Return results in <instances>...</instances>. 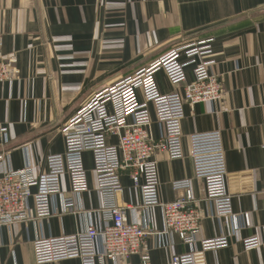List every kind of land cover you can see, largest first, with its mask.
<instances>
[{"label": "crops", "instance_id": "0c3cea01", "mask_svg": "<svg viewBox=\"0 0 264 264\" xmlns=\"http://www.w3.org/2000/svg\"><path fill=\"white\" fill-rule=\"evenodd\" d=\"M213 38L215 71L223 87L215 104L185 103L184 151L187 134L220 130L230 172V190L236 212L251 214L250 227L231 239L228 247L200 254V243L225 232L203 199L205 184L193 178V194L202 216L194 244L174 234L163 236L160 210L147 215L141 190L128 171L121 174L123 192L116 201L126 206L130 221L147 225L144 250L152 264H169L173 255L198 252L200 264H264V240L246 250L243 238H251L264 225V0H0V40L5 56L15 55L21 73L17 80L0 85V176L9 169L34 167L47 170V158L62 152V126L95 93L135 75L173 47ZM188 80L194 79L192 68ZM164 94L179 91L165 72L157 73ZM153 119L154 110L152 109ZM7 128V142L1 128ZM155 136L160 126L153 124ZM117 143L118 137L110 135ZM160 195L174 200L182 192L173 179L192 177L188 157L172 160L158 153ZM90 190L81 195L86 215L60 214L0 227V264H34V241L39 237L72 235L96 221L101 207L93 155L85 153ZM70 193L68 177L63 179ZM30 203L33 205L32 201ZM126 261L105 264H133ZM81 264L78 258L58 263Z\"/></svg>", "mask_w": 264, "mask_h": 264}, {"label": "built area", "instance_id": "2783aa9c", "mask_svg": "<svg viewBox=\"0 0 264 264\" xmlns=\"http://www.w3.org/2000/svg\"><path fill=\"white\" fill-rule=\"evenodd\" d=\"M213 42V38H207L173 47L135 75L95 93L62 126L65 148L47 158L46 172L38 175L29 164L22 169L4 171L0 176V227L43 220L58 213L82 216L88 211L80 205L81 195L90 190L85 153L93 155L96 186L102 202L94 210L96 221L72 235L37 238L33 243L34 264L76 258L81 264H105L108 259L117 263L134 255H140V261L133 264H152L144 250L149 234L147 225L130 221L126 206L116 201L124 189L121 174L125 171L140 187V208L147 215L155 208L160 210L164 224L162 235L177 234L189 244L196 243L203 216L192 206L198 201L193 194L192 180L203 181V199L211 204V215L219 220L225 232L217 238L203 240L200 254L228 247L232 238L250 227L251 214L236 212L233 208L221 131L187 134L190 152L184 151L185 103L215 104L223 96L221 81L213 71L216 63ZM17 64L15 55L5 56L0 40V85L20 77ZM189 67L194 74L192 81L188 80ZM159 71L165 72L170 83L181 86L183 92L164 94L158 85ZM154 122L160 126L158 136L153 132ZM7 131L1 128L6 142ZM110 135L118 137V142L111 143ZM158 153H165L172 160L188 157L194 167L192 177L171 181L173 189L183 193L174 200L161 198ZM65 176L71 187L69 194L63 187ZM259 229L251 238L242 239L246 250L259 247L264 240V225ZM197 254L173 255L169 264H200Z\"/></svg>", "mask_w": 264, "mask_h": 264}]
</instances>
